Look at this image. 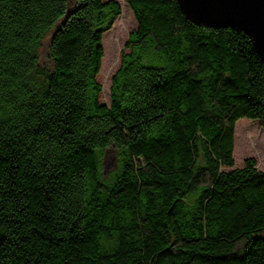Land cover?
Returning <instances> with one entry per match:
<instances>
[{
    "label": "trees",
    "instance_id": "obj_1",
    "mask_svg": "<svg viewBox=\"0 0 264 264\" xmlns=\"http://www.w3.org/2000/svg\"><path fill=\"white\" fill-rule=\"evenodd\" d=\"M125 2L106 105L119 0H0V264H264V171L234 160L237 122L264 127L252 39Z\"/></svg>",
    "mask_w": 264,
    "mask_h": 264
},
{
    "label": "rangeland",
    "instance_id": "obj_2",
    "mask_svg": "<svg viewBox=\"0 0 264 264\" xmlns=\"http://www.w3.org/2000/svg\"><path fill=\"white\" fill-rule=\"evenodd\" d=\"M122 8V14L112 29L105 34L108 49L107 58L102 62V69L98 76V81L102 86L100 101L102 104H110V88L111 81L115 73L121 66V58L124 52L127 41L131 33L137 30V21L133 12L126 4L125 0H119ZM116 44L111 47L110 42ZM104 44V43H103ZM249 132V133H248ZM234 160L235 168H241L247 158H255L258 163V169L264 171V127H261L259 122L248 119H241L237 122L235 133V150ZM236 156V157H235ZM105 173L108 175L116 169L117 159L113 150H109L106 154ZM228 170V169H223Z\"/></svg>",
    "mask_w": 264,
    "mask_h": 264
},
{
    "label": "water",
    "instance_id": "obj_3",
    "mask_svg": "<svg viewBox=\"0 0 264 264\" xmlns=\"http://www.w3.org/2000/svg\"><path fill=\"white\" fill-rule=\"evenodd\" d=\"M183 14L208 28L245 32L264 64V0H178Z\"/></svg>",
    "mask_w": 264,
    "mask_h": 264
},
{
    "label": "crops",
    "instance_id": "obj_4",
    "mask_svg": "<svg viewBox=\"0 0 264 264\" xmlns=\"http://www.w3.org/2000/svg\"><path fill=\"white\" fill-rule=\"evenodd\" d=\"M263 171V170H262Z\"/></svg>",
    "mask_w": 264,
    "mask_h": 264
}]
</instances>
